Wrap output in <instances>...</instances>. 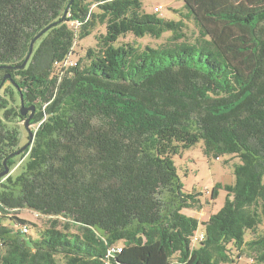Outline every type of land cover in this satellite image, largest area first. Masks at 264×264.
Wrapping results in <instances>:
<instances>
[{
    "label": "trees",
    "instance_id": "16d2710c",
    "mask_svg": "<svg viewBox=\"0 0 264 264\" xmlns=\"http://www.w3.org/2000/svg\"><path fill=\"white\" fill-rule=\"evenodd\" d=\"M180 1L166 20L143 0H73L60 22L70 0H0V66H20L56 23L23 69L0 70V172L22 159L0 179V264H104L119 244L110 264H230V246L264 264V235L244 240L264 225V0ZM97 24V47L56 73ZM166 33L157 48L115 46ZM16 94L36 126L18 155ZM199 142L240 164L233 185L212 189L225 202L192 245L199 222L183 210L202 208L200 194L184 192L173 158ZM22 209L49 225L23 233L30 223L9 217Z\"/></svg>",
    "mask_w": 264,
    "mask_h": 264
},
{
    "label": "rangeland",
    "instance_id": "374dc122",
    "mask_svg": "<svg viewBox=\"0 0 264 264\" xmlns=\"http://www.w3.org/2000/svg\"><path fill=\"white\" fill-rule=\"evenodd\" d=\"M155 7H162L159 12L154 11ZM183 9V3L180 0H143V11L146 13H155L159 17L166 20H179L180 12ZM91 10L96 12V5L91 6ZM178 11V12H177ZM69 27L74 31L78 30L76 23H70ZM78 32V31H77ZM186 37L193 40L196 35V30L193 25L187 23L185 30ZM105 34V25L97 24L96 28L91 32V35L83 40H75L71 53L62 66L56 67V73H62L67 70L71 65H75L79 60H85V54L88 49H95L99 42V37ZM171 38L170 33L164 34L160 39H154L150 36H144L137 38L132 34H127L121 37L115 46L121 44H129L142 50L146 46L157 48L164 45ZM6 84L5 86H7ZM3 90H1L2 92ZM16 106L19 107L20 101L18 95L15 96ZM19 134V146L23 147L28 142V133L23 127L22 122H16ZM36 126L30 125V131L33 133ZM174 165L177 170V175L181 181L184 192L199 193V202L202 205L200 209L183 210V213L187 216L196 218L199 222L196 234L204 232L203 223L206 222L211 215L216 214L222 208L227 193L223 189L217 191L218 195L214 200L211 199L212 189L216 185L227 186L233 185L235 177L233 174L236 165L240 164V161L235 156L223 155L218 159L207 158L203 153V143L199 142L194 147L186 150H182L179 156H175ZM22 159L17 162V166L11 171L13 176L17 175L21 169ZM165 204L162 205L161 208ZM15 216L18 219L27 221L30 226H27L28 235H34V229H43L49 225L51 218L45 217L37 212L29 209H22L15 214H11L9 217ZM63 221L62 218H60ZM35 226V228H33ZM264 235V225H260L255 234L250 231H246L244 234L245 241H251L256 237ZM121 247V244L118 245ZM230 256L233 262L230 264H263L255 261V255L247 250L243 249L241 253L234 247L230 246ZM176 258H174L175 260Z\"/></svg>",
    "mask_w": 264,
    "mask_h": 264
},
{
    "label": "water",
    "instance_id": "95a60500",
    "mask_svg": "<svg viewBox=\"0 0 264 264\" xmlns=\"http://www.w3.org/2000/svg\"><path fill=\"white\" fill-rule=\"evenodd\" d=\"M73 2V0H70V2L68 3L66 9L64 10L63 12V15H62V18L60 19V22L63 21V19L66 18L67 14H68V11H69V8L71 6V3ZM56 23L54 24H51L49 25L48 27H46L45 29H43L40 33H38L34 39L31 41L30 45H29V51H28V54L27 56L25 57L23 63L18 66V67H11V66H0V70L2 69H5V70H10L11 68H17V69H23L26 64L28 63L30 57H31V54H32V51H33V46H34V43L39 39L41 38L49 29H51L52 27L55 26ZM7 79H10V76L9 75H4L3 79H2V82L0 84V89L2 87V85L4 84V82L7 80ZM13 83V82H12ZM20 105H19V115L21 118H25L24 121H23V127L24 129L27 131L28 133V142L19 149V151L16 152V154L18 155L19 153H21L23 150H25L30 144L31 142L33 141V137H34V133H32L30 131V121L34 115V112H35V106L34 105H30V106H26L23 102V98H22V95L20 94ZM5 165V163H4ZM9 175V169L8 167L5 165L4 166V170L2 172H0V179L1 178H4L6 176Z\"/></svg>",
    "mask_w": 264,
    "mask_h": 264
},
{
    "label": "built area",
    "instance_id": "2783aa9c",
    "mask_svg": "<svg viewBox=\"0 0 264 264\" xmlns=\"http://www.w3.org/2000/svg\"><path fill=\"white\" fill-rule=\"evenodd\" d=\"M162 9V7H155L154 8V11L155 12H159L160 10ZM78 26L79 24L76 23ZM65 62V61H64ZM55 63V68L56 67H60L63 65V63ZM72 66V65H71ZM74 66V65H73ZM61 68V67H60ZM22 232L23 233H28L27 231V227H24L22 229ZM203 240V233H199V234H195L192 238H191V244L192 245H196L198 242L202 241ZM121 251V248L120 247H116V246H113L111 247L108 252H107V255H106V258L104 259V264H110V260L114 257V255L116 253H119Z\"/></svg>",
    "mask_w": 264,
    "mask_h": 264
}]
</instances>
